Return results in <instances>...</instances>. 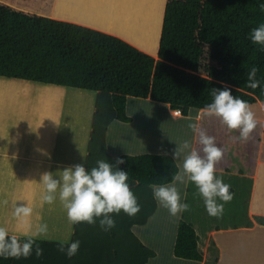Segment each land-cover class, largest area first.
<instances>
[{
  "label": "trees",
  "instance_id": "obj_1",
  "mask_svg": "<svg viewBox=\"0 0 264 264\" xmlns=\"http://www.w3.org/2000/svg\"><path fill=\"white\" fill-rule=\"evenodd\" d=\"M55 4L0 0V77L96 92L85 169L105 160L128 173L140 212L111 214L116 226L110 231L99 220L74 225L71 242L79 240L80 248L71 259L58 250L59 242L35 238L40 258L0 257V264H149L157 253L134 229L146 226L158 209L151 186L172 184L180 168L168 154L112 156L108 129L114 121L132 122L129 98L152 100L183 116L203 111L214 89L228 88L250 106L264 102V45L250 39L252 29L264 24V0H166L157 58L119 37L53 19ZM253 66L261 85L255 90L246 83ZM118 159L125 163L117 165ZM174 256L204 261L195 227L184 219Z\"/></svg>",
  "mask_w": 264,
  "mask_h": 264
},
{
  "label": "crops",
  "instance_id": "obj_2",
  "mask_svg": "<svg viewBox=\"0 0 264 264\" xmlns=\"http://www.w3.org/2000/svg\"><path fill=\"white\" fill-rule=\"evenodd\" d=\"M103 1L105 0H98L97 3L100 4ZM112 1V3L108 2L106 4H117V0ZM57 2L58 0H56L55 7ZM141 3L144 2L141 1ZM55 7L52 13L53 19L74 23L119 37L147 53L145 48L135 43L134 39L129 38L131 35L126 33V25L117 20L121 17L116 16L119 12L109 16L110 23L106 25L108 21L103 24L98 19L91 21L80 17H69L68 19L64 14H55ZM21 81L24 80L0 77V84L8 87L5 90L6 92L19 89L21 85L24 87L29 85L30 88L39 87L38 85L34 86L35 82L27 81L31 83L27 85L21 84ZM49 86L52 92L61 89L60 86ZM76 90L86 93L91 92L94 95L90 104L86 99L88 96L85 95L80 94L77 99H74V104L78 106V114H75V123L77 124L72 129L65 114H61V116L58 114H44L43 111L39 114H33L21 107L10 106L6 99L0 98V201H8L7 205H0V226L5 227L9 235L27 237L36 231L31 225L33 221L38 222V224H47V226L50 225V221L53 224L52 232H47L46 237H36L37 239L59 243L62 241L70 243L72 240L74 225L69 223L67 212L60 201L58 200L53 205L54 207L48 204L41 205L42 185L40 182L41 175L45 172L55 174L76 164L85 167L97 93L81 88ZM5 91L0 92L5 93ZM70 94L66 90L65 98H71ZM40 95L43 101V97H46V95L45 93H40ZM76 100H78L77 103ZM154 103L149 102V100L128 99L127 114L132 118V122L114 121L108 129L107 145L112 156L119 157L121 155L146 153L173 156L175 148L182 143L172 136L174 134H168L165 126H162L161 130L157 128L155 123L161 116L159 115L161 110ZM258 104L261 106L263 114H260V117L255 116L256 123L261 122L264 124V102H258ZM167 107L173 117L184 118L183 115L176 116L174 111L169 106ZM193 111L189 116H185L186 119L197 118V121H201V115L204 114V111L200 110L198 113V110L194 111L196 114ZM52 118H55L56 121L52 122L51 120H54ZM178 131L175 132L178 133ZM180 133L183 134V132ZM257 140V145L252 152L256 159V168L253 173H245L242 169L231 170L227 166V168L218 166L216 172L226 176L228 180L232 177H239L253 181L248 197L249 210L251 216L259 219L254 220L252 225H228L227 227L208 229L204 237H201L197 225L191 223L199 236V249L204 254V261L195 262L177 258L171 260L172 253L174 255L178 225L184 217L183 213L177 216L170 215L169 211L158 203V209L148 224L139 227L138 237L157 253L156 258L151 260L149 264H165L164 259H170L171 262L177 264H210L213 262L215 264H264V129ZM193 142L195 145L192 143L194 146L191 147L194 149L199 148V142L194 139ZM176 161L180 172H182L183 158L176 159ZM54 178L58 179L59 177L54 175ZM189 182L186 178L184 183L175 182L182 203H185L186 193L189 191ZM229 191L236 195L235 187L230 185ZM30 197L35 198V202L41 205L40 213L33 212L30 218V228H21L14 223L12 218L13 206L15 204L17 206L27 205V200ZM25 200L26 203L22 204V201ZM63 210L64 215H62ZM36 215H39V218L35 221ZM57 226L58 228H56ZM136 228L134 231H136Z\"/></svg>",
  "mask_w": 264,
  "mask_h": 264
},
{
  "label": "clouds",
  "instance_id": "obj_3",
  "mask_svg": "<svg viewBox=\"0 0 264 264\" xmlns=\"http://www.w3.org/2000/svg\"><path fill=\"white\" fill-rule=\"evenodd\" d=\"M261 8L264 9V5H261ZM250 39L253 44L264 45V24L252 29ZM257 71L255 66L247 71V87L253 90L261 86L260 81L256 79ZM261 91H264V88ZM212 96L214 99L206 105L204 114L218 118L229 132L238 131L239 136L233 138V142L248 141L257 126L255 113L250 105L234 97L228 88L214 89ZM188 127L198 134L201 149L197 151L192 148L187 140L177 146L173 152V159L183 158L182 172L173 176V183L170 185H152L153 196L172 216L188 211L190 206L181 202L180 193L175 187V182L184 183L186 178L197 187L208 214L220 218L224 212V204L229 203L234 197V194L229 191L230 185L216 176V165L223 159L224 149L217 147L215 137L207 135L196 123H190ZM123 163L125 161L122 159L116 162L117 165ZM96 164L97 166L90 171L83 165L76 164L55 174L43 173L40 182L41 205H52L58 198L67 212L71 225L80 223L95 225L99 220L103 231H110L116 226L111 215L113 213L118 215L123 210L129 217L136 216L140 212V206L127 183L128 173L105 160H98ZM54 175L59 178H54ZM218 200L223 203H218ZM7 204V200L0 201V205ZM13 208V217L17 220L18 226L30 228L32 207L27 203L21 206L15 204ZM47 232V224H40L35 233L27 236L25 242L21 243L16 235H9L8 230L0 226V257L27 259L34 253L37 258H40L43 255V249L36 244L35 238L46 237ZM79 248V240L70 244L62 241L58 245V250L69 259L77 255Z\"/></svg>",
  "mask_w": 264,
  "mask_h": 264
},
{
  "label": "rangeland",
  "instance_id": "obj_4",
  "mask_svg": "<svg viewBox=\"0 0 264 264\" xmlns=\"http://www.w3.org/2000/svg\"><path fill=\"white\" fill-rule=\"evenodd\" d=\"M97 1L98 0H58L55 7V14H64L68 17V19L69 17H80L84 18V20L88 19L90 21L98 19L101 20L103 24L108 21L106 24L108 25L110 23L109 16H113V14H117V12H119L116 16L119 15L121 17L117 18V20L126 25L125 31L127 34L131 35L129 38L131 40L134 39L133 41L145 48L148 54L157 58L166 0H117L116 5L106 4L108 2L112 3V0H105L100 4H98ZM141 1L144 3H141ZM21 82V84H31L27 81ZM37 85L39 86L38 88H30L28 87L29 85L24 87L21 85L19 89L8 90L7 92L5 91V93L0 92V98L2 97L6 99L8 105L10 106L21 107L22 109L28 110L33 114H39L42 111L44 114H58L60 116L61 114H65L68 119L69 126H71L72 129V127L77 124L75 123V114H78V106L74 104V99H77L80 94L85 95L88 96L86 99L87 102H89L88 104H90V101L92 102L94 95V93L91 92L86 93L81 92V90L78 91L76 89H69L65 87H59L61 89H57L58 91L52 92L49 85L35 83L34 86ZM66 90L67 93H71V98L69 99L65 98L64 96ZM75 92L77 96L74 94ZM40 93H45L46 95V97H43V101ZM50 95H52L51 98ZM77 102L78 100H76V103ZM149 102L154 103L151 100H149ZM154 104L158 106L157 108H160L161 111L159 112V115L162 116H160L159 120L155 123L157 128H160L161 130L162 126H165L168 134H174L172 136L178 141H181V143L187 140L191 146H194L195 143L193 142V139L198 142V134H194L193 130L188 127L190 123H196L199 128L207 135L215 137V143L217 147L224 149L223 159L217 163V169L219 168L218 166H227L230 167L231 170L242 169L248 174L254 172V169L256 168V159L252 152L257 145V139L259 138L260 133L264 129V124L261 122L256 123L257 126L251 133L248 141L242 142L235 140V142H233V138L238 137L239 132H229L226 126L222 125L220 120L216 117H209L205 114H202L201 121H197V118L186 119L185 116L184 118H176L169 113L167 106L156 103ZM250 107L255 113V116L260 117V114H263V110L258 103ZM194 111L196 112L197 110ZM194 111L193 113H195ZM198 112L199 111H197V113ZM52 119H54L51 120L52 122L56 121L55 118ZM78 131L79 129L77 132ZM175 131H178V133ZM180 132H183V134ZM201 147L202 146L200 145L199 148L195 149L199 151ZM201 155H203L202 152ZM216 176L221 177L224 183L236 188V195H234L233 199L229 203L224 204V212L222 217L217 218L208 214L203 197L199 194L194 183L189 182V191L186 193L185 203H187L190 208L188 211L183 212L184 218L182 219L188 223L197 225L201 237L205 236V233L208 229L215 227H227L228 225H252L254 220L259 219L251 216L249 210L250 207L248 197L253 181L248 178L241 179L239 177H232L230 180H228L226 179V176L218 174L217 172ZM30 185L32 186V184ZM33 197L28 198L27 203L32 207L33 212L40 213L41 205L35 202V198ZM58 200L59 199L57 198L56 202H58ZM24 202L26 203V200L22 201V204H25ZM56 202L54 204H56ZM217 202L223 203L219 200ZM54 204L51 206L54 207ZM62 215H64V210ZM12 218L14 223L18 224L17 220L13 216ZM38 218L39 215H36L35 221ZM61 221L63 222L62 219ZM49 224L48 232H52L51 228L53 224H51L50 221ZM31 225L36 229L40 224L33 221ZM56 228H58V226ZM139 230L140 228L137 227L135 231L137 235L139 234ZM173 259L175 260L176 258L172 253L171 260ZM164 262L165 264H177L171 262L170 259H164ZM210 264L215 263L213 262Z\"/></svg>",
  "mask_w": 264,
  "mask_h": 264
},
{
  "label": "bare ground",
  "instance_id": "obj_5",
  "mask_svg": "<svg viewBox=\"0 0 264 264\" xmlns=\"http://www.w3.org/2000/svg\"><path fill=\"white\" fill-rule=\"evenodd\" d=\"M7 86L6 85H2V84H0V91H5V90H7Z\"/></svg>",
  "mask_w": 264,
  "mask_h": 264
},
{
  "label": "built area",
  "instance_id": "obj_6",
  "mask_svg": "<svg viewBox=\"0 0 264 264\" xmlns=\"http://www.w3.org/2000/svg\"><path fill=\"white\" fill-rule=\"evenodd\" d=\"M174 114L176 116H182V111L181 110H176V111H174Z\"/></svg>",
  "mask_w": 264,
  "mask_h": 264
}]
</instances>
